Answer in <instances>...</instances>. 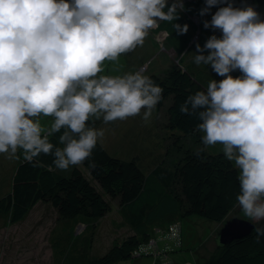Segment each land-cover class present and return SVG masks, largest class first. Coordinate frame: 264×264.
Returning <instances> with one entry per match:
<instances>
[{
	"label": "clouds",
	"instance_id": "obj_1",
	"mask_svg": "<svg viewBox=\"0 0 264 264\" xmlns=\"http://www.w3.org/2000/svg\"><path fill=\"white\" fill-rule=\"evenodd\" d=\"M204 3L199 15L211 20L203 27L220 36L197 43L192 62L223 79L188 95L179 111L200 121L197 157L222 146L238 170L236 202L258 225L264 221V19L234 0ZM184 11L183 0H0V154L22 155L34 167L43 154L59 170L85 161L95 169L91 157L105 133L89 122L141 116L147 124L163 99L143 70L104 75L105 62L142 47L160 21L186 34L187 24L173 23ZM41 117L51 118L50 125ZM61 132L58 147L49 138ZM254 231L259 242L264 227Z\"/></svg>",
	"mask_w": 264,
	"mask_h": 264
},
{
	"label": "trees",
	"instance_id": "obj_2",
	"mask_svg": "<svg viewBox=\"0 0 264 264\" xmlns=\"http://www.w3.org/2000/svg\"><path fill=\"white\" fill-rule=\"evenodd\" d=\"M183 4L185 11L173 23L181 26L187 24L186 34L178 35L173 24L167 21H160L158 27L149 32L157 44L160 41L156 35H164V49L174 51L176 57H179L178 61L197 43L203 47L209 37V30L203 27L205 16L199 15L205 6L204 0H189ZM234 4H255V10L260 15L264 14V0H234ZM193 33L196 36L194 42ZM140 69L143 72L146 70L144 66ZM205 74L192 71L190 67L180 68L175 65L160 74L148 75L163 89V99L156 106L158 111L164 109L166 121L161 124V128L169 131L163 159L145 174L134 159L124 161L115 158L98 142L91 157L96 168H89V161L82 164L100 190L115 202L132 234L103 256L84 259L82 251L79 253L76 250L79 244H73V251L57 246L60 241H66L64 231L53 232L49 242L57 263L65 258L67 264H115L130 259L131 252L139 244L147 243L156 232L153 229L147 232L155 219L164 220L167 227L177 225L180 230V218L194 215L209 221L225 222L231 212L238 210V170L222 153L209 154L205 150L197 157L195 149L203 147L200 140L203 134L196 127L200 121L195 116L181 114L179 111L188 95L206 89L211 79ZM232 75L235 78L240 73L237 71ZM89 123L96 125L95 120ZM61 134H54L49 138L50 142L62 147L59 144ZM37 159L38 166L34 167L20 155L9 192L0 196V219L6 216L10 224L21 223L42 202L54 209L55 221L61 223V226L71 220L72 229L82 226L83 233L91 228L94 230L98 220L112 209L110 203L77 166L60 174L53 165L51 155L41 154ZM165 206L167 211L158 214ZM164 216L167 219H162ZM253 223L254 227H264V221L258 225ZM139 234L142 235L141 239L137 238ZM83 245L84 249L89 248L90 241L84 240ZM203 264H264V236H260L257 242V233L253 230L243 239L216 248Z\"/></svg>",
	"mask_w": 264,
	"mask_h": 264
},
{
	"label": "rangeland",
	"instance_id": "obj_3",
	"mask_svg": "<svg viewBox=\"0 0 264 264\" xmlns=\"http://www.w3.org/2000/svg\"><path fill=\"white\" fill-rule=\"evenodd\" d=\"M185 1L189 0H183V2ZM246 5L253 6L255 4ZM253 7L256 8V6ZM216 10L213 8L211 11L214 14ZM256 11L258 12V10ZM262 16L261 18L264 19V14ZM204 20L210 21L211 15H205ZM208 30L209 37L213 34L220 36L219 31L214 33L211 29ZM163 36L162 34L156 35L160 41L158 45L149 34L142 47H137L133 52L122 55L116 62L106 61L102 74L123 75L126 72L141 70L140 68L144 66L146 68L144 74L148 76L160 74L169 66L179 65L180 68L186 66L190 67L192 71L207 73L205 75H208L210 79L217 81L223 79L216 75L210 67L197 66L192 62L195 46L182 57L181 61H178L179 57H176L174 51L164 49ZM193 36L192 42L196 41L194 33ZM95 121V127L104 130V137L99 143L109 155L124 161L134 159L145 174H148L163 159L167 143L166 136L169 134L168 130L161 128V124L166 121L164 109L158 111L155 108L153 116L147 124L144 123L141 116L130 117L123 121L117 120L108 124H104L102 120ZM50 122L51 118L41 117L43 125L48 126ZM205 150L209 154H223L222 146L219 144ZM0 160L1 165L9 163L12 159H8L6 154H0ZM17 160L14 164L18 162ZM77 167L97 188L103 198L110 203L112 209L105 217L98 220L94 230L91 228L85 233H83L82 226L72 229L73 222L71 220L65 226L56 223L54 209L49 204L42 202H39L21 223L10 224L8 217L5 216L0 219V264H67L65 258L57 263L58 261L52 254L49 240L53 232L64 231L63 237L66 241H60L57 246H63L66 247V250L73 251L75 249L73 244L75 246L79 244L76 250L79 253L82 251L84 259L99 258L110 248L119 246L122 241L131 236L132 230L125 225L115 202L100 190L97 182L91 178L82 165ZM8 168L1 165L0 176ZM56 171L60 174L63 172L59 169ZM9 178L11 179L7 176L1 178L0 193L9 192L7 191L10 188ZM164 211H167V206L161 209L158 214ZM232 218L254 222L244 216L240 208L231 212L227 217V219ZM162 219H167V216ZM179 222L181 244L170 239L171 234L168 232L170 226L167 227L164 220L157 221L155 219L147 229V232L156 230L152 234L153 237L150 235L147 243L139 244L131 252L130 259L120 260L115 264H203L207 262L216 250L215 238L224 222L209 221L194 215L180 218ZM141 237V234L137 236L138 239ZM86 239L90 241V247L84 249L83 241ZM144 252L146 253L143 254ZM69 254L72 255V253Z\"/></svg>",
	"mask_w": 264,
	"mask_h": 264
},
{
	"label": "water",
	"instance_id": "obj_4",
	"mask_svg": "<svg viewBox=\"0 0 264 264\" xmlns=\"http://www.w3.org/2000/svg\"><path fill=\"white\" fill-rule=\"evenodd\" d=\"M254 223L232 218L226 220L216 236V248H223L235 240H240L252 233Z\"/></svg>",
	"mask_w": 264,
	"mask_h": 264
},
{
	"label": "crops",
	"instance_id": "obj_5",
	"mask_svg": "<svg viewBox=\"0 0 264 264\" xmlns=\"http://www.w3.org/2000/svg\"><path fill=\"white\" fill-rule=\"evenodd\" d=\"M262 16V15H261ZM263 17V16H262ZM152 39H153V37H152ZM153 41L155 42V40L153 39ZM0 162H1V160H0ZM14 162H16V159H12L9 163H2L1 165L3 166V167H9L8 168V170H5L4 171V174H1V176H0V181H1V178L2 177H11V179H10V185H11V182H12V177H13V174H14V171H15V167H16V163L14 164ZM0 165V166H1ZM7 191H9V190H7ZM5 193H7V192H1L0 193V196H2L3 194H5ZM153 237V236H152Z\"/></svg>",
	"mask_w": 264,
	"mask_h": 264
},
{
	"label": "built area",
	"instance_id": "obj_6",
	"mask_svg": "<svg viewBox=\"0 0 264 264\" xmlns=\"http://www.w3.org/2000/svg\"><path fill=\"white\" fill-rule=\"evenodd\" d=\"M170 234H171V238L170 239H173L175 240L176 242H179L180 243V235H179V228L177 225H173L169 228V231H168ZM147 252V250H146ZM144 252V253H146Z\"/></svg>",
	"mask_w": 264,
	"mask_h": 264
}]
</instances>
